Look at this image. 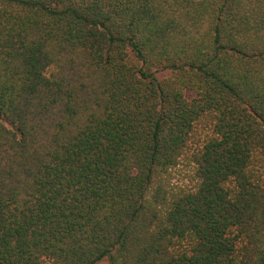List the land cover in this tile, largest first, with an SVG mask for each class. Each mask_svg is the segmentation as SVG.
<instances>
[{"label": "trees", "instance_id": "obj_1", "mask_svg": "<svg viewBox=\"0 0 264 264\" xmlns=\"http://www.w3.org/2000/svg\"><path fill=\"white\" fill-rule=\"evenodd\" d=\"M0 264H264V0H0Z\"/></svg>", "mask_w": 264, "mask_h": 264}, {"label": "rangeland", "instance_id": "obj_2", "mask_svg": "<svg viewBox=\"0 0 264 264\" xmlns=\"http://www.w3.org/2000/svg\"><path fill=\"white\" fill-rule=\"evenodd\" d=\"M182 177H183V176H182ZM179 180L186 181V183H187V180H185L184 177H183V178H180V177H179Z\"/></svg>", "mask_w": 264, "mask_h": 264}]
</instances>
